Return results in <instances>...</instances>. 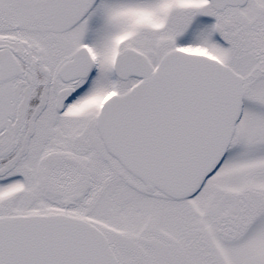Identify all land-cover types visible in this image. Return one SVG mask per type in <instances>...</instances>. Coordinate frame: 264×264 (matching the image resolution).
<instances>
[{"label": "snow or ice", "instance_id": "1", "mask_svg": "<svg viewBox=\"0 0 264 264\" xmlns=\"http://www.w3.org/2000/svg\"><path fill=\"white\" fill-rule=\"evenodd\" d=\"M0 264H264V0H0Z\"/></svg>", "mask_w": 264, "mask_h": 264}]
</instances>
